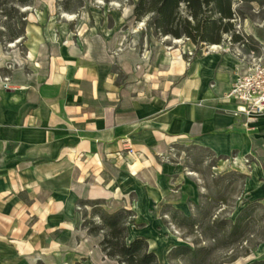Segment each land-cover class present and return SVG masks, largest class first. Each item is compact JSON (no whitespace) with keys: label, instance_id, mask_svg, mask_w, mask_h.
<instances>
[{"label":"crops","instance_id":"1","mask_svg":"<svg viewBox=\"0 0 264 264\" xmlns=\"http://www.w3.org/2000/svg\"><path fill=\"white\" fill-rule=\"evenodd\" d=\"M31 47V76L0 63V264L52 263L29 256L32 232L61 222L62 209L109 200L106 192L131 206L168 205L190 216L180 193L183 166L171 156L183 147L250 157L253 179L264 184V115L235 116L226 99L238 75L255 60L264 64L247 43L202 46L190 61L182 56L175 78L164 69L172 58L166 53L142 72H127L144 61L111 40L97 47L83 38L64 46L38 39ZM44 49L47 56L33 63ZM116 69L125 74L120 83Z\"/></svg>","mask_w":264,"mask_h":264},{"label":"rangeland","instance_id":"2","mask_svg":"<svg viewBox=\"0 0 264 264\" xmlns=\"http://www.w3.org/2000/svg\"><path fill=\"white\" fill-rule=\"evenodd\" d=\"M69 1L71 13L63 9L65 0H34L32 7L21 9V13L27 15V26L24 39L16 43L7 41L6 18L0 11V56L6 58L0 63L5 65V62H9L13 73L22 69L27 76H31L32 72L26 70L25 66L28 49H36L31 47L36 40L55 41L64 46L69 38L77 44L83 38L86 45L92 43L99 47L103 39L105 42L111 40L115 50L125 48L126 53L138 55L144 61L141 69L133 63L125 67L127 72L133 74L139 70L142 72L145 65L148 67L153 56L155 61L161 53L172 54L167 65L170 70L167 67L164 69L166 72L171 71L172 78H175L185 68L182 56L190 61L202 47L185 38L176 43L178 39L156 35L154 29L147 25L149 18L140 21L136 19L134 9L138 0ZM234 8L239 12L234 21L236 31L244 36L248 47L254 50L255 57L264 59V6L235 0ZM65 15L74 17L69 20ZM45 50V54L31 61H43L47 56ZM29 66L35 68L33 64ZM116 73L120 83L125 74L120 69H116ZM171 153L172 158L183 166L186 185L180 193L191 210L190 216L197 221L196 227L189 230L178 228L172 221L171 212L176 210L172 206L138 208L122 203L116 199L118 195L115 193L106 192L105 196L109 200H98L100 204L95 207L92 204L94 202L88 207L78 204L73 213L62 209L61 222H45L41 229L34 230L29 238V256L44 254L52 262L50 264H119L102 252L100 243L103 235L89 234L91 222H98L93 209L100 208L111 214L123 209L132 212L134 216L128 226L129 241L137 237L147 239L159 264H186L183 258L171 254L172 249L179 245L209 249L206 264H253L264 260V184L253 179L251 168L255 160L237 156L218 158L191 145ZM141 166V169L135 170V175L140 176L144 169V165ZM194 199L196 203L191 202ZM250 205H256L252 225L244 229L243 238H230L229 226ZM198 206L202 209L199 213ZM178 212L184 215L182 211ZM215 233L218 235L213 236ZM72 241L76 245L75 249L71 246ZM38 264L49 263L40 261Z\"/></svg>","mask_w":264,"mask_h":264},{"label":"trees","instance_id":"3","mask_svg":"<svg viewBox=\"0 0 264 264\" xmlns=\"http://www.w3.org/2000/svg\"><path fill=\"white\" fill-rule=\"evenodd\" d=\"M65 1L63 9L71 13L70 1ZM238 1L264 6V0ZM33 3L34 0H0V11L6 18L9 43L24 39L27 15L21 13V9L32 7ZM234 4L235 0H138L134 15L138 21L149 18L147 25L154 29L156 35L178 40L185 38L196 46L220 45L227 38L233 44L246 45L244 36L235 29L234 21L239 12L235 10ZM92 204L95 207L100 203L95 201ZM255 209L256 205H250L242 210L237 220L229 226L230 238H243L244 229L252 225ZM197 210L199 213L202 209L198 206ZM93 215L98 217V222H91L89 234L103 235L100 247L110 260L119 264H159L158 257L150 249L147 239L137 237L129 241L128 226L132 223V212L123 209L111 214L94 208ZM171 217L178 228L189 230L197 226L194 217L181 215L176 210L171 212ZM171 254L183 258L186 264H206L210 250L179 245L172 249ZM253 264H264V260L255 261Z\"/></svg>","mask_w":264,"mask_h":264},{"label":"built area","instance_id":"4","mask_svg":"<svg viewBox=\"0 0 264 264\" xmlns=\"http://www.w3.org/2000/svg\"><path fill=\"white\" fill-rule=\"evenodd\" d=\"M229 42L231 43L230 38ZM226 99L235 106V116H245L248 120H253L257 116L264 115L262 60H255L244 74L238 75Z\"/></svg>","mask_w":264,"mask_h":264},{"label":"bare ground","instance_id":"5","mask_svg":"<svg viewBox=\"0 0 264 264\" xmlns=\"http://www.w3.org/2000/svg\"><path fill=\"white\" fill-rule=\"evenodd\" d=\"M65 16H67L68 18H69V20L70 19H72L74 16H72V15H65ZM142 25V24H141ZM166 39H168V37L166 38ZM179 42V40L178 41H176V43H178ZM16 43V42H15ZM14 44H11V46H13ZM195 78H197V77H195ZM219 138V137H218ZM205 142H207V141H205ZM211 142V144H212V142L213 141H210ZM222 144V143H221ZM245 159V158H244ZM246 164V163H245ZM146 214V213H145ZM168 253V252H167Z\"/></svg>","mask_w":264,"mask_h":264}]
</instances>
